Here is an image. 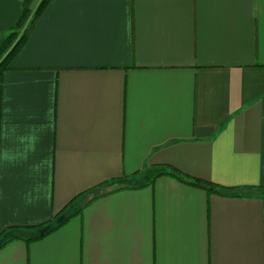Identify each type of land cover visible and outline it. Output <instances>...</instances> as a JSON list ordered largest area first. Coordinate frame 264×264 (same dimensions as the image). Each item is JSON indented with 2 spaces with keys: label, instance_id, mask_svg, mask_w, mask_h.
Returning <instances> with one entry per match:
<instances>
[{
  "label": "crops",
  "instance_id": "obj_1",
  "mask_svg": "<svg viewBox=\"0 0 264 264\" xmlns=\"http://www.w3.org/2000/svg\"><path fill=\"white\" fill-rule=\"evenodd\" d=\"M23 1L0 0V48ZM2 243L0 264H264V0H49L0 77Z\"/></svg>",
  "mask_w": 264,
  "mask_h": 264
},
{
  "label": "trees",
  "instance_id": "obj_2",
  "mask_svg": "<svg viewBox=\"0 0 264 264\" xmlns=\"http://www.w3.org/2000/svg\"><path fill=\"white\" fill-rule=\"evenodd\" d=\"M33 1L34 0L23 1L22 13L16 27L9 31L4 38V41L0 48V77L2 73L7 70L9 61L18 52L23 42L25 41V38L27 37L36 21L40 17L41 13L43 12L45 6L49 2V0H40L35 9H31V4L33 3ZM162 175L170 176L180 183L203 189L209 194H235L238 192L237 189L221 188L209 182L188 178L174 168H167L157 176ZM56 228L58 227L55 226L51 228L49 232L44 233L32 240L40 239L46 234L54 231ZM3 245L4 243L0 244V247H2Z\"/></svg>",
  "mask_w": 264,
  "mask_h": 264
}]
</instances>
